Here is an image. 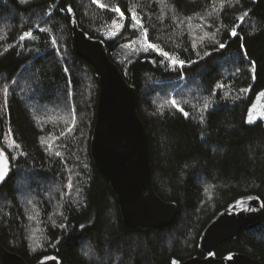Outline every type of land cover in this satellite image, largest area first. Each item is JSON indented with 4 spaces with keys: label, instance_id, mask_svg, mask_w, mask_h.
I'll return each instance as SVG.
<instances>
[{
    "label": "trees",
    "instance_id": "1",
    "mask_svg": "<svg viewBox=\"0 0 264 264\" xmlns=\"http://www.w3.org/2000/svg\"><path fill=\"white\" fill-rule=\"evenodd\" d=\"M69 6L137 90L154 189L179 208L169 227H126L93 164L100 78L76 52ZM262 90L264 0H0L2 245L27 264L204 257L199 239L218 213L248 195L264 202V128L246 123ZM233 252L264 264V215L216 256Z\"/></svg>",
    "mask_w": 264,
    "mask_h": 264
},
{
    "label": "water",
    "instance_id": "2",
    "mask_svg": "<svg viewBox=\"0 0 264 264\" xmlns=\"http://www.w3.org/2000/svg\"><path fill=\"white\" fill-rule=\"evenodd\" d=\"M73 42L77 54L92 64L99 74L100 94L96 122L91 139V157L97 171L109 182L126 227L133 230L162 229L171 226L178 214L176 203L164 201L153 185L149 134L138 112V93L124 77L108 54L102 39L92 38L78 24L76 14L68 7ZM251 120V122H249ZM250 127L263 124L264 90L248 109ZM8 161L0 153V185L6 178ZM264 215V202L257 195L241 197L222 210L200 236L198 249L204 257L186 261L174 259L171 264H261L241 253H229L219 260L216 251L236 241L242 232L257 224ZM0 264H27L19 255L8 251L0 241ZM36 264H62L56 255L44 256Z\"/></svg>",
    "mask_w": 264,
    "mask_h": 264
},
{
    "label": "rangeland",
    "instance_id": "3",
    "mask_svg": "<svg viewBox=\"0 0 264 264\" xmlns=\"http://www.w3.org/2000/svg\"><path fill=\"white\" fill-rule=\"evenodd\" d=\"M120 27H121V24H119V23L114 25L113 29L108 33L107 38L115 37V35L119 31ZM145 47H148V46L147 45L145 46V43L143 41H141L140 45L138 47H136V49L141 51V50L145 49ZM7 145H8L9 149H13V147H14L13 142L10 139H8V144ZM2 154L8 156V154L4 150L2 151Z\"/></svg>",
    "mask_w": 264,
    "mask_h": 264
},
{
    "label": "snow or ice",
    "instance_id": "4",
    "mask_svg": "<svg viewBox=\"0 0 264 264\" xmlns=\"http://www.w3.org/2000/svg\"><path fill=\"white\" fill-rule=\"evenodd\" d=\"M93 2L96 3L97 0H93ZM100 6H101V7H105V5H103V4H101ZM114 10L117 11V12H120V10H119L118 8H116V9H114ZM122 15H123V13H121V16H122ZM232 34L235 35V32H233ZM21 39L23 40L24 37L22 36ZM148 47H149V48H152L153 45L149 44ZM162 54H163V55H167L166 53H162ZM180 63L182 64L183 62H180ZM173 106H176V105H175V102H173ZM179 110H180V111H183V109H179ZM249 122H251V120H250ZM2 175H3V172H2V170H0V176H2Z\"/></svg>",
    "mask_w": 264,
    "mask_h": 264
}]
</instances>
